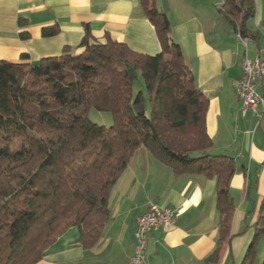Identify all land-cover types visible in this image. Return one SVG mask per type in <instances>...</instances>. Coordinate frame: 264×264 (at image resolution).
Here are the masks:
<instances>
[{
	"label": "trees",
	"instance_id": "obj_1",
	"mask_svg": "<svg viewBox=\"0 0 264 264\" xmlns=\"http://www.w3.org/2000/svg\"><path fill=\"white\" fill-rule=\"evenodd\" d=\"M139 2L158 38L156 55L107 35L96 42L85 28L79 54L64 51L35 64L0 61V264H36L71 227L79 229L84 249L94 246L108 219L110 191L140 147L175 175L215 178L218 238L206 263L217 264L229 243L236 166L230 157L207 154L208 101L169 36L167 17L154 0ZM220 12L241 34L257 38L246 26L252 0H223ZM57 31L45 28L42 36ZM91 109L110 113L112 125L92 123ZM263 237L264 197L242 264L255 263Z\"/></svg>",
	"mask_w": 264,
	"mask_h": 264
},
{
	"label": "crops",
	"instance_id": "obj_2",
	"mask_svg": "<svg viewBox=\"0 0 264 264\" xmlns=\"http://www.w3.org/2000/svg\"><path fill=\"white\" fill-rule=\"evenodd\" d=\"M222 4L154 0L168 19L169 36L180 47L195 87L208 101L205 129L212 146L207 154L230 157L236 166L229 186L235 206L230 241L217 264H242L264 197V106L256 107L259 116H242L237 83L244 56L255 60L264 45V0H252L253 16L246 26L257 38L244 35L246 47L235 38L237 25L220 12ZM18 19L26 25L18 26ZM50 27L57 28L56 35L43 37V29ZM85 28L99 43L107 35L140 54L161 50L139 0H0V61L35 64L64 51L79 54ZM257 93L264 100V78ZM215 187V178L175 175L140 147L110 191L109 215L97 243L84 249L79 229L71 227L36 264H128L136 218L151 204L176 214L173 225L147 234V264H207L218 238Z\"/></svg>",
	"mask_w": 264,
	"mask_h": 264
},
{
	"label": "built area",
	"instance_id": "obj_3",
	"mask_svg": "<svg viewBox=\"0 0 264 264\" xmlns=\"http://www.w3.org/2000/svg\"><path fill=\"white\" fill-rule=\"evenodd\" d=\"M235 38L244 47L248 42V37L240 32L239 26L235 29ZM264 78V45L258 48L257 58L250 60L244 56L241 63L240 86L243 87V97H238L241 105V114L245 116L251 113L256 114L258 105L264 106L263 98L257 93V83ZM176 211L166 207L151 204L148 210L139 215L135 221L133 241L135 245L134 253L128 264H147V234L150 231L159 230L173 225Z\"/></svg>",
	"mask_w": 264,
	"mask_h": 264
},
{
	"label": "rangeland",
	"instance_id": "obj_4",
	"mask_svg": "<svg viewBox=\"0 0 264 264\" xmlns=\"http://www.w3.org/2000/svg\"><path fill=\"white\" fill-rule=\"evenodd\" d=\"M141 80L134 86V93L141 87ZM88 119L99 126H103L105 128H108L112 125V117L110 113L107 112H98L94 109H91L88 112ZM264 258V237L258 242L257 244V257L254 264H261L262 260Z\"/></svg>",
	"mask_w": 264,
	"mask_h": 264
},
{
	"label": "bare ground",
	"instance_id": "obj_5",
	"mask_svg": "<svg viewBox=\"0 0 264 264\" xmlns=\"http://www.w3.org/2000/svg\"><path fill=\"white\" fill-rule=\"evenodd\" d=\"M237 95L238 97H243V87L240 86V82L237 83Z\"/></svg>",
	"mask_w": 264,
	"mask_h": 264
}]
</instances>
